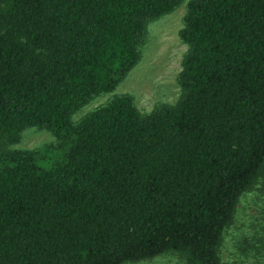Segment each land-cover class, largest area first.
Wrapping results in <instances>:
<instances>
[{
	"label": "trees",
	"instance_id": "1",
	"mask_svg": "<svg viewBox=\"0 0 264 264\" xmlns=\"http://www.w3.org/2000/svg\"><path fill=\"white\" fill-rule=\"evenodd\" d=\"M180 1L0 0V264H226L237 198L264 181V0H187L175 103L117 94L70 119ZM28 126L55 140L7 149Z\"/></svg>",
	"mask_w": 264,
	"mask_h": 264
},
{
	"label": "rangeland",
	"instance_id": "2",
	"mask_svg": "<svg viewBox=\"0 0 264 264\" xmlns=\"http://www.w3.org/2000/svg\"><path fill=\"white\" fill-rule=\"evenodd\" d=\"M187 0H181L171 11L147 20L138 43V58L118 80L112 90L91 95L75 108L70 119L77 121L86 112L104 104L117 94L130 96L134 108L146 113L161 104H173L181 95L178 73L187 49L178 34L183 25ZM55 140L47 129L28 126L21 130L7 149H36ZM217 252L226 264L264 261V181L259 179L242 192L224 227ZM127 264H180L173 253Z\"/></svg>",
	"mask_w": 264,
	"mask_h": 264
}]
</instances>
